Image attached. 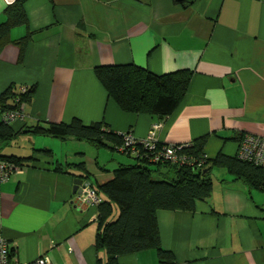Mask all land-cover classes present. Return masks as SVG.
<instances>
[{
    "label": "crops",
    "instance_id": "0c3cea01",
    "mask_svg": "<svg viewBox=\"0 0 264 264\" xmlns=\"http://www.w3.org/2000/svg\"><path fill=\"white\" fill-rule=\"evenodd\" d=\"M12 1L0 0V22ZM24 8L28 24L12 28L10 37L30 31L31 40L21 62L14 42L0 48V93L11 85L34 89L22 118L11 122L19 132L14 139L22 136L21 146L31 148L8 154L47 148L54 161H83L88 180L101 184L118 165L135 160L105 146L36 135L29 127L78 118L145 138L158 124L161 145L207 136L208 159L237 156L244 135L264 137V0H25ZM114 64L156 75L187 69L191 76L175 110L158 118L123 111L108 96L94 68ZM75 178L51 166H22L0 182V233L19 263L39 257L48 264L103 262L94 247L96 207L76 206ZM156 220L162 247L179 264H264V191L214 181L193 211L160 209ZM117 259L159 264L154 249Z\"/></svg>",
    "mask_w": 264,
    "mask_h": 264
},
{
    "label": "trees",
    "instance_id": "16d2710c",
    "mask_svg": "<svg viewBox=\"0 0 264 264\" xmlns=\"http://www.w3.org/2000/svg\"><path fill=\"white\" fill-rule=\"evenodd\" d=\"M24 1L13 0L7 4L3 10L5 18L0 22V48L14 42L19 50L20 62L31 40V32L27 31L24 36L13 40L10 32L14 27L28 24ZM94 72L108 96L123 111L148 113L158 118L175 110L186 93L191 76V71L187 69L156 75L134 64L101 65L96 66ZM33 93V88L25 87V91L21 92L19 87L9 86L0 93V116L19 108L22 103L30 102ZM29 131L62 140L84 141L96 148L105 146L111 150L122 143V136L105 123L84 124L78 118L68 123L31 126ZM18 133L1 116L0 146L13 140ZM206 140L205 135L198 137L182 150L204 161L201 167L168 161L151 163L142 151L137 156L126 153L135 163L118 165L113 169L112 177L101 184L88 180L89 174L83 161L64 164L54 161L53 152L47 148L33 149L29 156L0 152V159L20 167L51 166L57 172H69L82 181H88L100 198L95 206L97 230L94 247L104 254V263L98 259V264H119L118 256L146 249L156 251L159 264H179L172 251L163 248L160 243L156 220L158 210L193 211L197 201L211 194L214 181L239 183L264 191V167L223 153L208 159L203 150ZM115 208L118 213L113 217Z\"/></svg>",
    "mask_w": 264,
    "mask_h": 264
},
{
    "label": "built area",
    "instance_id": "2783aa9c",
    "mask_svg": "<svg viewBox=\"0 0 264 264\" xmlns=\"http://www.w3.org/2000/svg\"><path fill=\"white\" fill-rule=\"evenodd\" d=\"M19 91L24 92L25 87L20 86ZM23 104L24 103L17 109L4 112L2 114V120L5 123H11L14 120L21 119ZM158 126V124H154L152 130L145 138H136L131 132L119 133L122 136V143L116 145L115 151L122 154L130 153V155L135 156L139 154V151H142V154L146 156L151 163L168 161L178 165L203 166L204 161L197 160L195 157L182 151L185 147H188L189 144L160 146L154 132ZM236 157L264 167V137L250 134L242 136L239 140ZM20 169V166L0 159V182L6 181L12 172ZM74 193V203L78 207L84 205L96 206L100 201V198L88 181H82ZM0 264H48V261L45 257H39L29 263H19L13 255V250L11 249L8 239L0 233Z\"/></svg>",
    "mask_w": 264,
    "mask_h": 264
},
{
    "label": "rangeland",
    "instance_id": "374dc122",
    "mask_svg": "<svg viewBox=\"0 0 264 264\" xmlns=\"http://www.w3.org/2000/svg\"><path fill=\"white\" fill-rule=\"evenodd\" d=\"M22 136H18V138L17 139H13V140H11L10 142V146H6V147H4L3 149H2V151L4 152V153H16V154H23L22 152H24L26 149H30L31 147H22L21 145V143H20V141H19V139L21 138ZM24 142V141H23ZM23 145H24V143H23ZM12 146V147H11ZM56 150H58L57 152H60V150H61V147H54ZM64 150V149H63ZM31 153V152H30ZM74 156V155H73ZM69 160H71V159H69ZM117 213H118V210L115 208V210H114V214H113V217H116V215H117Z\"/></svg>",
    "mask_w": 264,
    "mask_h": 264
},
{
    "label": "water",
    "instance_id": "95a60500",
    "mask_svg": "<svg viewBox=\"0 0 264 264\" xmlns=\"http://www.w3.org/2000/svg\"><path fill=\"white\" fill-rule=\"evenodd\" d=\"M82 179L80 178H75L74 179V186H73V192H76L78 186L81 184Z\"/></svg>",
    "mask_w": 264,
    "mask_h": 264
}]
</instances>
